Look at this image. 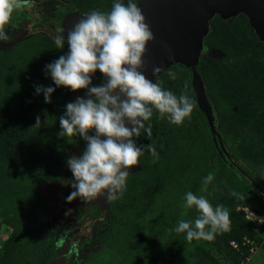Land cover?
I'll list each match as a JSON object with an SVG mask.
<instances>
[{"label":"rangeland","instance_id":"obj_1","mask_svg":"<svg viewBox=\"0 0 264 264\" xmlns=\"http://www.w3.org/2000/svg\"><path fill=\"white\" fill-rule=\"evenodd\" d=\"M33 10H36V1L14 9L11 16L16 19L5 26L10 39L0 41V99L5 94L13 96L30 92V88L34 91L38 85L36 79L29 77L30 62L48 49L43 38L52 37L47 28L42 29L44 32H33L26 28L31 22ZM99 11L108 10L100 6ZM243 22V17L230 21L232 36L248 39ZM54 47L58 54L63 55L68 51L67 45L62 49ZM254 51L264 62V43L256 44ZM217 53L211 57L221 61L225 59L221 50ZM169 72L175 73L176 78L170 79ZM160 86L177 96L183 93L190 97L189 84L179 68L168 71L162 77ZM50 97L58 114L38 125L43 129L37 128L38 135L42 137L37 154L47 164L51 159H54L52 163L61 159L60 155L63 159L60 166L54 167L52 163V166H40L23 159L20 166L24 174L18 173L16 182L27 189L36 190L7 195L0 193V247L13 228L4 220L8 213L15 226L20 227L33 245L40 242L47 231L59 233L61 228H67L73 221V217L67 221L61 220V216L71 211L63 210L65 193L59 183L64 180L62 174L67 167V158L74 155L72 150H75L76 135L59 134V116L63 114L64 106L74 101L77 95L74 91L59 87ZM150 123L152 136L162 132L165 142L155 158L147 153L141 157L149 164V169L135 176L128 175L123 194L109 206L108 217L112 221L108 219L107 223L106 218L96 220V225L94 223L85 229L88 236L79 241L75 240V236L72 238L67 232L63 233L56 248L58 256L50 264H71L76 261L79 264H188V261L197 258L202 260V264H227L228 260L215 249L211 240H186L184 233L172 230L178 220L194 221L197 218L194 206H183L184 193L188 191L197 196L204 195L213 207L222 204L228 210L229 222L233 214L252 226L262 242L247 264H264V181L250 156L242 154V142L223 135L218 127L225 151L223 157H219L209 145L205 123L200 115L190 114L180 125H175L166 119H157V112L153 109ZM140 136L145 138L143 131ZM209 172L213 174V180L202 192V178ZM232 192L238 195H231ZM91 209L94 210L90 206L85 207L81 217L91 213ZM93 216L98 218L97 214ZM224 231L220 230L214 236H220Z\"/></svg>","mask_w":264,"mask_h":264},{"label":"clouds","instance_id":"obj_2","mask_svg":"<svg viewBox=\"0 0 264 264\" xmlns=\"http://www.w3.org/2000/svg\"><path fill=\"white\" fill-rule=\"evenodd\" d=\"M31 3L32 0H0V41L10 39L5 25L13 10ZM64 31L62 27L57 29L53 43L56 49H62L66 43L68 51L44 65L43 72L51 78L52 84L36 85L34 94L42 93L44 102L48 103L55 88L86 89L84 96L68 102L59 116V134H78L86 141L78 156L72 155L66 160L74 189L66 200L70 202L79 197L86 203L97 196L116 200L126 187L129 166L138 163L144 149L154 158L157 156L151 143L138 145L135 139L141 131L146 139H151L153 109L157 119L180 125L190 116L194 101L183 93L177 96L162 88L139 70L146 42L153 39V34L136 0H127L126 4L113 0L109 11L93 9L72 24L66 36ZM97 70L105 78L104 82L90 86ZM152 71L156 73L160 69L154 67ZM168 76L176 78L173 72ZM89 130H93L92 135L88 134ZM212 180L211 172L202 178V192ZM231 195L238 194L232 192ZM183 200L185 208L194 206L198 213L194 221L178 220L172 229L184 233L186 240H211L214 233L228 230L229 213L222 204L213 207L204 195L197 196L191 191L184 193ZM254 243L256 247L250 257L259 245Z\"/></svg>","mask_w":264,"mask_h":264},{"label":"trees","instance_id":"obj_3","mask_svg":"<svg viewBox=\"0 0 264 264\" xmlns=\"http://www.w3.org/2000/svg\"><path fill=\"white\" fill-rule=\"evenodd\" d=\"M35 1L36 10L31 12V22L26 25V28H29L33 32H40L42 29L47 28V30H50L51 34H49L52 38H43L48 49L41 56H38L35 61L30 62L29 77L36 79L38 85L49 86L52 84V81L50 77L44 74V65L62 55L55 53V44L53 43L54 37L58 34L57 29L63 28L67 19L77 12L86 14L93 9L99 11L100 6L109 11L113 0H32V3ZM121 2L126 4L127 0H121ZM137 2L138 0H136ZM239 17H243V23L248 32V39L241 37L238 39L236 35L232 36L230 21ZM15 19L16 17L10 16L9 22H13ZM209 26V32L203 39L205 49L199 57L196 70L204 83L206 95L214 109V114L216 115L215 121L217 123L216 129L219 127L223 135L242 142V154L250 156L251 161L254 162L260 172L261 180L264 181V62L260 59V55L254 51L256 44L264 42L258 39L243 14H238L228 19H222L216 15L210 19ZM52 31L55 33L52 34ZM65 45L67 44L65 43ZM212 48L221 50L225 54V59L221 61L210 57L208 52ZM173 68H179L183 71L185 80L189 84L190 98L194 101L190 114L194 116L200 115L201 120L205 123L209 145L213 152L218 154L217 149L214 147L205 116L198 108L190 84V69L182 64L173 65L161 73L157 83L160 84L162 77ZM0 69H2L1 65ZM101 79L102 74L97 70L92 76L90 86L98 85ZM85 92L86 89H77L74 91V94L83 97ZM41 94H34V91L30 88V92L16 93L13 96H8L7 94L1 95L0 193L7 195L21 192L31 193L36 190L35 188L27 189L16 182L15 176L18 173L24 174V170L20 166L23 159L34 161L36 165L39 164L40 166L47 164V162L44 163L40 154H37L42 141V137L38 135L37 128L43 129V126L38 125L48 117H55L58 114V109L52 106L51 97L50 102L45 103ZM219 102H222L223 105L221 106ZM37 117H39V121H37ZM88 134L92 135L93 130H89ZM164 137L165 135L161 132L154 134L150 140L143 136L136 137L135 139L138 145L151 143L158 153L164 147ZM75 140L73 147L75 150L73 149L72 152L78 156L84 149L86 141L81 139L78 134ZM63 152L66 151L63 150ZM145 153L150 155L148 150L144 149L143 154L138 157L141 169L129 173V175L135 176L149 169V164L141 159ZM60 156L63 159V156ZM61 159L59 158L54 163H52L54 159H51L52 162L50 161L47 165L52 166L50 165L52 163L53 167L55 165L60 166ZM71 174L68 167H66L62 174L64 180H61L59 183V187L65 193L63 210L71 211L61 216V220L67 221L70 217H73L70 225L67 228H61V232L59 231V233L47 231V233H44L42 240L33 245L20 227L15 226L14 222H12L13 218L8 213L7 216H4V220L11 224L13 228L9 235H6L5 239L3 238L4 241L1 243L0 264H50L58 256L56 248L63 233L67 232L69 236L72 238L75 236V240L79 241L82 237L88 236L85 229L94 224L96 220L106 218L107 223L108 219L112 221L108 216L110 214L109 206L113 200L109 201L107 207L103 210L96 204H88L87 206L94 208V210L91 209V213L85 217L81 216L83 214L82 211L87 206L79 210L73 206L71 201L66 200L70 191ZM94 214H97L98 218L94 217ZM55 215L58 216L57 213ZM230 217L231 221L228 230H225L220 236H214L211 241L215 245V249L228 260L227 264H239L240 258L245 255V252H242V250L247 247L240 246L239 249H234L229 246V240L235 239L241 242L242 237L245 236L259 245L262 240L254 228L238 215L231 214ZM25 233H27V229H25ZM187 263L202 264V260L197 258ZM71 264L79 263L76 261ZM153 264L157 263L154 262Z\"/></svg>","mask_w":264,"mask_h":264},{"label":"water","instance_id":"obj_4","mask_svg":"<svg viewBox=\"0 0 264 264\" xmlns=\"http://www.w3.org/2000/svg\"><path fill=\"white\" fill-rule=\"evenodd\" d=\"M137 6L153 34V39L146 42L139 70L147 79L157 82L161 73L173 65L182 64L190 69V84L198 108L205 116L214 147L222 154L225 151L216 130L214 110L196 70L199 57L205 49L203 39L209 32V21L214 16L228 19L243 14L258 39L264 42V0H138ZM84 14L77 12L70 16L64 24L63 35L66 36L67 30ZM218 51L212 48L208 55L211 57L218 54ZM154 67H158L160 71L153 73ZM129 168V172L133 173L141 169V164L138 162ZM71 191L74 189L70 184L69 193ZM71 203L79 210L88 204H96L103 210L109 201L103 196H97L85 203L76 197Z\"/></svg>","mask_w":264,"mask_h":264},{"label":"built area","instance_id":"obj_5","mask_svg":"<svg viewBox=\"0 0 264 264\" xmlns=\"http://www.w3.org/2000/svg\"><path fill=\"white\" fill-rule=\"evenodd\" d=\"M229 245L234 249H239L240 246L247 247V248H243L242 250V252H245V255L243 256V258L240 259L239 264H245L256 247L253 240L245 236L242 237L241 242H238L235 239H230Z\"/></svg>","mask_w":264,"mask_h":264},{"label":"flooded vegetation","instance_id":"obj_6","mask_svg":"<svg viewBox=\"0 0 264 264\" xmlns=\"http://www.w3.org/2000/svg\"><path fill=\"white\" fill-rule=\"evenodd\" d=\"M218 154L223 157V155H222L223 153L222 154L218 153Z\"/></svg>","mask_w":264,"mask_h":264}]
</instances>
